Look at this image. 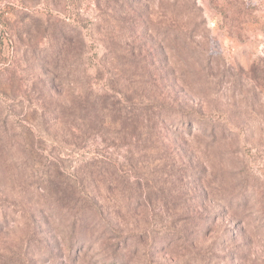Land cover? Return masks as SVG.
<instances>
[{
	"label": "rangeland",
	"instance_id": "1",
	"mask_svg": "<svg viewBox=\"0 0 264 264\" xmlns=\"http://www.w3.org/2000/svg\"><path fill=\"white\" fill-rule=\"evenodd\" d=\"M0 264H264V0H0Z\"/></svg>",
	"mask_w": 264,
	"mask_h": 264
},
{
	"label": "trees",
	"instance_id": "2",
	"mask_svg": "<svg viewBox=\"0 0 264 264\" xmlns=\"http://www.w3.org/2000/svg\"><path fill=\"white\" fill-rule=\"evenodd\" d=\"M187 119V118H186ZM197 119H199L200 121H204V122H213L212 126L214 127L215 125V121H213L212 118L210 117H204V116H198Z\"/></svg>",
	"mask_w": 264,
	"mask_h": 264
}]
</instances>
